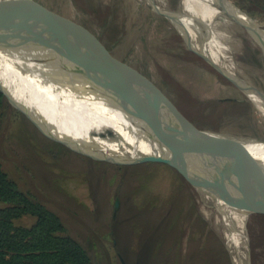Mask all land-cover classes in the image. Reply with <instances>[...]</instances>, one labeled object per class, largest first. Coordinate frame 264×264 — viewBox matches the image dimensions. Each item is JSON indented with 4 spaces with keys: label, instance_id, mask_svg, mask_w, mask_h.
<instances>
[{
    "label": "rangeland",
    "instance_id": "1",
    "mask_svg": "<svg viewBox=\"0 0 264 264\" xmlns=\"http://www.w3.org/2000/svg\"><path fill=\"white\" fill-rule=\"evenodd\" d=\"M33 1L83 39L99 60L155 97L189 132L216 135L229 144L264 142V120L244 83L231 70L233 77L225 73L227 80L209 66L174 23L144 0ZM231 1L264 29V0ZM166 2L168 9L176 10L179 0ZM214 28L246 75L259 84L264 56L258 45L234 22ZM7 92L30 105L10 80ZM4 100L0 111L4 168L20 189L57 213L67 232L98 264H232L214 216L206 215L194 188L175 169L155 161L116 164L75 154L45 138ZM43 111L64 135L134 153ZM244 218L245 255L249 251L250 264H264V214ZM33 221L32 216L18 220Z\"/></svg>",
    "mask_w": 264,
    "mask_h": 264
},
{
    "label": "bare ground",
    "instance_id": "2",
    "mask_svg": "<svg viewBox=\"0 0 264 264\" xmlns=\"http://www.w3.org/2000/svg\"><path fill=\"white\" fill-rule=\"evenodd\" d=\"M144 2L149 4V0ZM25 3L26 0H0V22L13 37L35 42V38L15 21V17L23 12ZM155 4L160 9H168L166 0H155ZM176 10L180 15L167 17L200 53L221 65L222 67L218 66L231 77L230 70L236 74L246 86L254 108L264 120V77L259 84L254 83L214 28L217 23H233L227 18L221 3L218 0H179ZM33 17L57 37L85 51L91 57L95 72L101 76H111V72L93 54L85 41L63 27L46 8L35 3ZM0 59V75L7 82L10 80L13 88L24 95L25 101L31 106L37 105L100 135L114 131L123 136V142L107 139L120 146L123 144L124 148L132 152L148 150L149 137L160 141H169L171 138L169 131L145 112L143 103L132 93L96 90L87 79L71 72L69 66L85 67L77 56L62 59L41 49H21L0 51ZM234 82L238 84L235 80ZM190 133L198 138L220 140L218 136L205 132ZM135 138L139 141L134 142ZM222 143L239 171L250 182L264 189V142ZM194 190L206 215L214 216L218 225L216 228L219 227L218 232L225 243L231 263L249 264L242 241L246 213L199 188Z\"/></svg>",
    "mask_w": 264,
    "mask_h": 264
},
{
    "label": "water",
    "instance_id": "3",
    "mask_svg": "<svg viewBox=\"0 0 264 264\" xmlns=\"http://www.w3.org/2000/svg\"><path fill=\"white\" fill-rule=\"evenodd\" d=\"M224 7L231 20L244 28L251 39L258 45L264 55V29L257 21L234 4L231 0H218ZM33 0H26L23 12L15 17L35 42L15 38L5 25L0 22V51H20L21 49L44 50L61 57L77 56L84 62V68L69 66L68 69L81 76L96 90H116L132 93L144 105L145 112L163 125L170 133L169 141H160L149 137L148 150L126 153L101 147L97 143L85 142L61 133L59 126H51L46 112L37 105H25L13 98L0 85V92L8 102L40 132L45 138L58 143L71 152L116 164H129L139 161H155L164 163L175 169L193 187L199 188L217 199L222 200L237 210L251 214H264V189L250 182L233 163L226 146L218 139L198 138L189 132L165 110L161 103L152 95L136 85L128 76L111 69L104 62L103 65L111 72V76H101L95 72L91 57L77 46L57 37L47 30L33 17ZM149 6L155 13L163 16L179 14L178 10L160 9L155 0H149ZM185 41L183 34L178 30ZM187 46V45H186ZM195 52V51H194ZM201 56L209 66L220 72L227 80L225 72L211 59L202 53ZM1 66V59H0ZM230 81V80H229ZM231 82V81H230ZM233 84V83H232ZM113 141L123 142V136L111 131L105 132L100 137ZM139 139L135 138L134 142ZM124 147L123 144H121ZM127 145V144H126ZM130 145V144H128ZM132 145V144H131ZM117 206V202L115 204ZM250 254L248 251V263Z\"/></svg>",
    "mask_w": 264,
    "mask_h": 264
},
{
    "label": "trees",
    "instance_id": "4",
    "mask_svg": "<svg viewBox=\"0 0 264 264\" xmlns=\"http://www.w3.org/2000/svg\"><path fill=\"white\" fill-rule=\"evenodd\" d=\"M0 85L6 91L3 75ZM4 103L0 92V111ZM0 203V264H98L87 247L67 232L57 213L19 188L1 158ZM23 216L34 221L21 224L18 220Z\"/></svg>",
    "mask_w": 264,
    "mask_h": 264
}]
</instances>
